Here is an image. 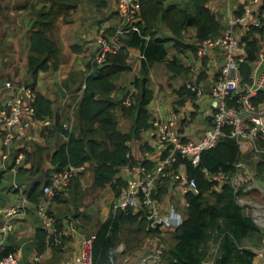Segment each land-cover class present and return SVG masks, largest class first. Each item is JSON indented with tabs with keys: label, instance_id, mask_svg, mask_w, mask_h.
<instances>
[{
	"label": "trees",
	"instance_id": "1",
	"mask_svg": "<svg viewBox=\"0 0 264 264\" xmlns=\"http://www.w3.org/2000/svg\"><path fill=\"white\" fill-rule=\"evenodd\" d=\"M79 1L36 0V4L29 11V53L26 66L30 80L25 84L35 92L34 119L55 121V126L51 129L43 126L41 135H50L55 131L67 136V140L51 153V167L42 175L44 182H34L27 190L28 197L33 201L41 197L42 186L48 182V176L52 170L67 164L81 166L86 163L92 166L94 185L97 187L110 185L116 200L127 187V180L119 175L122 167L143 166L148 170L153 166L150 159L145 157L136 159L130 146L132 141H137L142 153L147 147L145 142L140 141L142 132L152 127L153 119L148 109L153 99V90L149 87L151 68L157 63H162L174 76L187 72L189 68L184 66L176 55H170V47L179 52L189 50L194 53L199 42L218 36L225 28L219 16L209 8V0H138L139 7L131 22L137 30H128L122 34L121 48L108 53L103 63L92 64L90 59L93 54L89 56L87 67L90 72L85 76L84 87L76 109L78 131L68 132L61 128L58 117L52 118L51 100L36 91L35 85L40 72L57 68L59 47L53 37L56 22L59 17L65 18L74 10ZM96 1L99 7L112 3L111 6L115 11L117 0H106V3ZM33 3L28 1L27 4L31 6ZM242 8L243 5L241 9L235 11L234 15L240 14ZM257 13L261 20L259 27L239 23L233 28L240 48V53L237 51L238 47L236 53L244 56V60L239 63V70L242 82L246 83L251 82L249 74L253 62L258 58L259 40L264 34V6H261ZM113 30L114 28H109L107 32L112 33ZM190 38L193 39L192 42L187 40ZM71 47L73 50H79L78 45ZM131 48L138 49L140 52L138 74L130 80L133 91H126L119 98L115 96V93L124 87L122 88L117 80L122 73L129 72L131 69L128 61V52ZM220 53L223 54L221 51ZM216 74L217 70L213 74L212 83ZM175 92L179 96L186 93L194 96L185 87L176 89ZM127 95L130 99L129 105L124 103ZM252 101L257 106L264 105V88L256 92ZM120 119L129 125L128 130L120 128ZM4 132L5 127L0 126V154L5 150L2 143ZM35 141L13 139L10 143L7 161H9L8 164L17 167L20 174L25 170L31 173L38 171L42 164L45 148ZM166 151V149L156 150L158 159L165 156ZM19 152L23 153V158L15 163ZM239 157L240 151L236 141L229 137H220L213 147L200 153L197 165H192L188 159L179 158L176 165L189 177L194 178L197 190L182 192L181 205L176 208L182 215V222L167 232L171 238L170 244L162 248L161 240L153 236L163 232L161 227L154 230L145 228L146 210L143 206L118 209L111 212L108 218L98 225L94 233L91 264H111L114 258L112 250L121 240L127 244L133 241L140 243L145 237L154 239L151 248L155 246L161 248L164 264H255L257 257L254 249L241 247L240 241L254 235L262 240V236L252 218L244 214L237 202V196L246 193L261 197V194L255 188H251L248 192H242L241 189L235 190L228 180L220 183L209 180V177L215 173L232 176L236 171L235 163L238 162ZM259 162V166L264 167V157ZM26 163H30V166L24 167ZM77 176L66 187L58 190L52 200H59L63 190L71 187L74 180H77ZM260 177L264 180V175ZM171 185H176L180 189L183 186L181 182L171 181L168 178L159 179L156 182L153 198L157 205L167 193L168 186ZM49 212L53 215L55 225L64 232L63 225L50 208ZM69 215L74 220L77 213ZM64 218L68 221L67 215ZM35 238L37 250L42 251L46 243V232L38 228ZM67 240H70V237L62 234L61 243L52 246V249L58 251ZM214 243H217V248L212 254L210 249ZM14 250V247H5L2 254ZM77 253L78 249L73 256ZM208 260H210L209 263H207Z\"/></svg>",
	"mask_w": 264,
	"mask_h": 264
},
{
	"label": "crops",
	"instance_id": "2",
	"mask_svg": "<svg viewBox=\"0 0 264 264\" xmlns=\"http://www.w3.org/2000/svg\"><path fill=\"white\" fill-rule=\"evenodd\" d=\"M19 1V5L8 6V9L2 10L3 5L6 6V4L0 0V102L12 95V91L7 87L9 82L28 83L30 80L26 62L29 53L28 20L31 6L27 4L28 0ZM81 1L75 9L78 12L84 11L82 17L77 18L75 12H73L74 9L65 18H58L53 33V37L59 47L58 66L55 70L50 69L46 72H40L35 85L36 91L41 92L51 100L52 118L58 117L60 124L66 122L69 126L68 132L71 130L78 131L79 124L76 109L84 87L85 76L90 72L87 62L89 56L94 52V38L97 35V31L99 28H115L119 23L116 15L109 18L107 6L98 8L92 3L93 1L90 4ZM244 1L246 0H209L208 6L211 11L219 16L224 27L228 24L235 11L239 10V8L241 9ZM23 3L25 7H23ZM110 4L113 5L112 3ZM90 12L95 13L94 20L89 21L91 28L88 30L81 28L78 31H74L75 26L71 27L70 23L73 25L78 24L80 18L85 22L88 21L90 18L88 13ZM100 12H102L100 14L102 16L99 15ZM70 14H73V16H70ZM164 33L167 34L165 30ZM187 40L192 42L193 39ZM259 43L261 52L264 50V34ZM72 45H78L79 50H73ZM237 51H240L239 47ZM169 52L170 55H176L184 66L189 69L181 75L174 76L166 70L162 63L155 64L150 70L149 87L153 90V99L148 105V109L152 119H167L172 112H175L178 117L174 126L176 132L183 138L197 139L210 124L215 101L206 96L199 102H195L193 95L186 93L179 96L175 90L184 87L186 82H193L207 91L212 83L213 74L221 64L222 55L219 51L211 50L207 55L199 57L195 52L192 53L189 50L179 52L173 47H170ZM128 61L131 68L130 71L122 73L117 80V83L122 88L124 87V89L115 93V96L119 98L126 91L132 92L134 89L132 84H130V80L138 74L140 62L138 49H129ZM263 68L264 63L259 67V71ZM120 122V128L128 130L129 125L126 124V121L120 119ZM54 126L55 121L51 120V124L47 127L51 129ZM42 127L41 122L36 120L31 128L36 136L35 143L45 148L43 161L38 171L31 173L25 170L24 173L20 174L17 167L8 164L9 161L7 159L2 160L0 157V207L13 203L22 194H25L28 198L25 210L14 219V228L4 238V244L5 247H14L18 250L22 264H63L64 260L77 252L81 237L95 233L98 225L106 220L111 212H115L111 208L115 195L110 185L104 187L95 186L93 183V171L91 172L92 166L90 163L84 164V170L78 172L77 180H74L73 185L63 190L59 200H49L46 205L48 210L50 208L63 225L65 233L61 229L62 234H67L70 240H67L65 245L58 251H54L52 246L47 245V243H45L42 251H38L35 233L41 227L35 204L45 200L42 195L37 201L31 200L28 197L27 190L32 187L34 182H44L42 175L45 170L51 167V153L58 145L67 140V136L61 132L53 131L50 135H41ZM153 141L154 130L150 127L141 134L140 142L147 144L143 153L139 150L137 141L130 143L133 156L136 159L145 157L151 160L152 165L155 164L158 161V154L152 146ZM239 160L251 170L254 179H261L260 176L264 175V167L259 166L260 162L253 159L249 151L241 152ZM29 166L30 163H26L24 167ZM139 174L138 167L124 166L119 171V175L126 180L135 178ZM262 181L264 182V180ZM259 186L262 187L261 185ZM182 192H185L183 187L180 189L176 185L168 186L167 193L163 195L162 201L158 204L160 211L165 213L171 207H180ZM75 213H77V216L74 220H65V215L70 216L69 214L73 215ZM161 229L162 233L165 234L173 228L162 226ZM153 240V238H145L142 244H138L137 241L127 244L124 240H121L112 250L114 258L111 264H134L135 260L145 251L144 249H149L148 245ZM261 242V238L254 235L242 239L240 246L254 249L260 246ZM216 248L217 243L211 245L210 251L212 254H214ZM37 253L39 255L37 260H35ZM254 263L264 264L257 261V259Z\"/></svg>",
	"mask_w": 264,
	"mask_h": 264
},
{
	"label": "built area",
	"instance_id": "3",
	"mask_svg": "<svg viewBox=\"0 0 264 264\" xmlns=\"http://www.w3.org/2000/svg\"><path fill=\"white\" fill-rule=\"evenodd\" d=\"M264 6V0H246L242 12L233 15L221 34L209 37L198 43L196 55L203 57L212 49L221 51L223 63L217 68L215 80L206 91L203 87L186 82L185 88L193 94L195 102H199L208 96L215 101V106L210 117L209 126L197 139H182L174 129L178 120L177 114L172 112L167 119L154 118L152 128L154 130L153 148L155 150L166 149V155L160 157L150 169L139 167L140 174L135 178L127 179L126 189L111 205L113 211L126 209L127 207L143 206L145 213V228L154 230L162 226L176 227L182 222V215L171 207L162 213L153 198V190L159 179L168 178L183 184L185 191L197 190L194 178L176 165L179 158L188 159L192 165H197L200 153L215 145L220 137H229L236 141L240 153L249 151L252 158L259 161L264 157V105L257 106L252 97L256 92L264 88V68L259 67L264 63V51L253 62L249 77L250 83L242 82L239 63L244 60L243 55L236 53L238 39L234 33V26L250 24L260 26L261 20L257 10ZM139 7L138 0H117L116 16L118 25L112 33L106 28H99L94 38V52L90 63L101 64L106 55L121 48L120 36L128 30H137L132 24V17ZM12 95L0 102V126L5 127L2 143L5 146L1 159L6 160L9 146L13 139H26L28 142L36 140L35 134L30 131L36 119L33 103L35 102L34 90L24 82H9L7 84ZM124 103L129 105V95L124 98ZM38 121V120H37ZM42 126H49L50 119L40 121ZM61 128L68 131L66 122L61 123ZM23 153L16 155L15 163L20 162ZM236 171L232 176L215 173L209 177L211 181L222 182L228 180L235 190L241 189L246 192L256 188L261 197H253L248 194H239L237 202L244 214L252 218L262 236L260 246L254 248L257 261L264 263V187H260L253 178L251 170L240 160L235 163ZM85 165L73 166L67 164L49 173L48 182L42 186V197L44 202L35 204V210L39 217L40 227L46 232V243L49 246L58 245L62 241V230L54 223L53 215L46 207L49 200L58 190L66 187L69 182L84 170ZM28 203V198L22 194L13 203L0 207V264H22L18 250L2 254L5 249L4 238L13 230L14 219L20 214ZM72 220L68 216V221ZM71 224V223H70ZM94 233L81 237L78 253L64 260L63 264H91L92 243ZM39 253L36 254L37 260ZM113 261V260H112ZM134 264H164L162 250L159 246L152 247L143 252Z\"/></svg>",
	"mask_w": 264,
	"mask_h": 264
},
{
	"label": "rangeland",
	"instance_id": "4",
	"mask_svg": "<svg viewBox=\"0 0 264 264\" xmlns=\"http://www.w3.org/2000/svg\"><path fill=\"white\" fill-rule=\"evenodd\" d=\"M28 1H32V0H28ZM35 1V2H34ZM81 1V0H80ZM79 1V2H80ZM82 1H85L87 4L89 3L90 4V2H92V3H94L98 8H99V6H98V4H96V0H82ZM81 1V2H82ZM98 1H103V2H105L106 0H98ZM2 2L4 3V4H6V6H4L3 5V8H2V10H4L5 8H7L8 9V6H10V7H12V5H15V4H18V2H20L19 0H2ZM34 2V3H33ZM33 4L31 5V8H32V6L34 7V5L36 4V0H33ZM106 3V2H105ZM79 4V3H78ZM78 6V5H77ZM108 7V16H109V18H111V17H114L116 14H115V11H114V8L111 6V4L109 3L108 5H104V7ZM30 8V9H31ZM73 12H75V15H76V17L78 18V17H82V15L84 14L83 12L84 11H77L76 9L73 11ZM89 12V11H88ZM100 14H102V12H100L99 13V15ZM88 15H89V20L88 21H84L83 19H81L80 18V20H78V24H75V25H73L72 23H70V26L72 27V26H75L74 27V31H78V30H80L81 28H86L87 30L88 29H90L91 28V23L89 22V21H93L94 20V18H95V13H88ZM93 15V16H92ZM70 16H73V14H70ZM92 16V17H91ZM100 16H102V15H100ZM58 32V31H57ZM57 32H56V34H57ZM109 33V32H108ZM56 34H55V38H56ZM264 51V50H263ZM91 172H92V170H91ZM248 192V191H247ZM153 236H156L158 239H159V241L161 242V246H162V248L163 247H167L169 244H170V235L168 234V233H165V234H163V233H160V234H155V235H153ZM146 239H150V237H145ZM143 241H145V239L144 240H142L141 241V243H138V244H142V242ZM157 242H158V240H157ZM154 242H151V243H149V249L151 248L150 246L153 244ZM145 251H147L146 249H144ZM144 251V252H145Z\"/></svg>",
	"mask_w": 264,
	"mask_h": 264
},
{
	"label": "water",
	"instance_id": "5",
	"mask_svg": "<svg viewBox=\"0 0 264 264\" xmlns=\"http://www.w3.org/2000/svg\"><path fill=\"white\" fill-rule=\"evenodd\" d=\"M255 182L264 187V182L261 179L257 178Z\"/></svg>",
	"mask_w": 264,
	"mask_h": 264
}]
</instances>
